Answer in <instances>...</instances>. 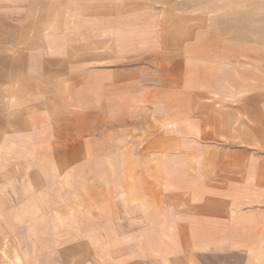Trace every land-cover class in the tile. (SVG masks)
<instances>
[{"label":"crops","instance_id":"0c3cea01","mask_svg":"<svg viewBox=\"0 0 264 264\" xmlns=\"http://www.w3.org/2000/svg\"><path fill=\"white\" fill-rule=\"evenodd\" d=\"M30 6L0 0V34L21 45L16 53L3 51L11 61L0 74L25 82L15 89L14 108L0 94V237L20 257L0 264H75L77 234L84 236L89 264H264V149L165 148L160 203L149 196L142 210L100 213L83 228L66 211L72 197L57 189L65 181L39 180L46 175L39 156L73 154L72 144L57 140L90 139L93 130L107 132V124L123 122L138 108L150 114L163 106L166 120H173L174 106L190 108V93L203 91L206 60L223 58L201 49L204 25L193 31L187 25L174 51L167 30L159 31L169 25H161L156 0H65L52 10L51 22L39 20L43 0ZM260 56L259 66L248 63L244 71L255 76L251 70L260 68L261 80ZM173 79L179 81L174 86ZM244 86H251L249 77ZM173 91L180 94L175 104ZM173 122L175 132L187 135L180 139L199 138L192 130L197 115ZM5 157L26 163H5Z\"/></svg>","mask_w":264,"mask_h":264},{"label":"rangeland","instance_id":"374dc122","mask_svg":"<svg viewBox=\"0 0 264 264\" xmlns=\"http://www.w3.org/2000/svg\"><path fill=\"white\" fill-rule=\"evenodd\" d=\"M64 1L43 0L39 20L51 22L52 10L55 7L61 10ZM34 2L28 0L29 9ZM156 5L161 25L164 22L169 25L161 26L159 31L167 30L174 51L182 47V35L190 30L187 25L194 27H191L192 31L196 25H204L201 49L223 57L217 59L218 56L213 55L212 59L206 60L209 69L200 85L203 91L190 93L187 98L190 108H172L173 120L180 115L198 116L200 122L192 130L199 138H191L192 134H188V138L180 139L179 135L187 137L186 133L175 132L173 120H166L163 106H157L150 114L142 108L134 111L132 117L123 113V122L107 124V132L93 130L90 139L81 136L70 141L57 140L58 145L72 144L73 154L39 156V169L46 171V175H39V180L65 181V186L57 189L72 197L73 202L66 211L75 215L77 228H83V222L86 224L88 218H98L100 213L114 215L117 211L142 210L149 196H155V201L160 203L164 196L162 164L165 148L264 149V70L262 68L261 80L260 68L251 70V74H257L255 76L244 71L249 67L248 63L258 64L260 54L264 55V0H156ZM11 37L0 34V73L2 68L10 67L11 61L2 58L3 51L16 53L20 50L21 45L15 44ZM249 55L253 57L251 61L247 60ZM247 77L251 86L243 90ZM162 80L163 76H160L159 85ZM178 82L173 79V86ZM21 83L25 82L19 75L0 74L1 91L2 87L11 91H0V94L5 96V102L12 100V108L18 105L15 89L19 91ZM177 97L180 100L179 92L173 91V104ZM2 106L0 99V133L4 128L1 120L5 109ZM2 142L0 140V146ZM5 158V163L9 162L7 158L15 165L26 163L25 157L23 161H20L21 157ZM2 161L0 156V163ZM66 171H72L73 176L68 177ZM75 238V264H89L90 253L84 247V236L77 234ZM60 255L67 259L66 250ZM14 259H20L19 253L7 239L0 237V261Z\"/></svg>","mask_w":264,"mask_h":264}]
</instances>
